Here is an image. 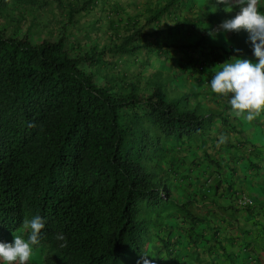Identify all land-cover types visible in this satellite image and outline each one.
Segmentation results:
<instances>
[{
	"label": "trees",
	"instance_id": "16d2710c",
	"mask_svg": "<svg viewBox=\"0 0 264 264\" xmlns=\"http://www.w3.org/2000/svg\"><path fill=\"white\" fill-rule=\"evenodd\" d=\"M183 4L170 0L155 13ZM160 30L137 27L118 42L99 44L73 31L38 39L29 29L0 28V242L14 241L13 233L27 238L31 230L23 228V220L39 215L45 227L34 251L43 254V264H124L145 221L137 216L139 204L171 200L170 187L157 181L159 174L180 175L175 190L190 196L191 170L202 163L189 150L215 144L221 124L234 128L227 121L230 106L203 110L199 100H189L198 92L172 96L159 81L140 88L116 71L126 55L160 54L171 66L191 71L200 58L217 65L233 50L206 35L170 45L161 40ZM205 183L195 194L216 196L217 188ZM191 197L176 203L194 201ZM187 214L189 222L197 217L188 209ZM166 218L171 232L165 238L156 235L167 241L173 264L180 260L175 251L184 247L207 248L212 258L208 236L190 229L179 234L184 241L173 239L187 222L170 210ZM59 234L65 241L56 239ZM189 257L203 264L207 256L191 251ZM251 258L242 264H260L258 255Z\"/></svg>",
	"mask_w": 264,
	"mask_h": 264
},
{
	"label": "rangeland",
	"instance_id": "374dc122",
	"mask_svg": "<svg viewBox=\"0 0 264 264\" xmlns=\"http://www.w3.org/2000/svg\"><path fill=\"white\" fill-rule=\"evenodd\" d=\"M87 1L89 2L86 3V0H3L0 1L2 7L0 8V28H4L8 32L29 29L34 37L38 39L46 36L57 37L61 33L73 31L76 34L84 33V35H88V39L99 44L118 42L125 34L137 27L147 31L161 29V40L170 45L192 42L198 36L206 35L209 37L208 39H212L220 47L233 50L227 56L228 62H232L235 59L234 55L236 53L242 55L244 51H246L244 53L247 56L251 55L250 58L253 62L257 60L253 58L254 52L250 53L247 51L251 50V47L242 48L238 44V41L241 42V45L244 44L243 42L248 41L252 45L249 36H247L246 40V30L244 32L242 29L239 31H225L220 27L222 22L236 16L240 5H236L231 11H226L227 5L219 3L218 0H184L186 4H183L178 9L171 6L169 13L161 11L156 14L155 11L170 0ZM86 4L88 5L85 6ZM168 27H171V29H168ZM136 58L129 55L124 56L116 73L119 75L123 72L121 75H127L131 81L135 82L136 80L139 87L145 89L153 81L165 82L163 87L168 89L172 96L182 95L185 92H198V96L195 98L189 96V100H191L192 104L199 100V106L203 110L204 108L214 107V105H218L221 102L220 96L215 95L211 91L210 81L215 70L221 67L220 63L225 62L226 57H223V61L217 65L210 64L200 58L197 70L191 71L188 67L171 66L160 54L150 53L148 56L139 55ZM263 116L264 113L259 118H263ZM261 148L262 150L259 151ZM179 152L182 154V150ZM247 155L263 158L264 145L260 147L257 145L254 150L252 148L249 149ZM247 155L245 156L248 158ZM190 156L188 155L191 161L193 156ZM201 158L204 159L205 157L201 156ZM207 163L210 162L206 161L204 165ZM209 170V167H199L197 169L193 167L190 174L192 178L188 179V181L190 180V183L198 186L206 174L209 173ZM177 172L180 174L179 170H176ZM160 174L157 181L167 183L170 187L172 191L171 200H166L163 205L160 204L159 206H153V203H148L146 200L139 204L137 216L145 221L141 223V230H138L140 236L135 243L138 247L129 245L128 250L125 252L124 264H137L144 254H147L146 258L153 260L155 264H173L170 260V257L173 256L166 254L167 241L159 240L157 236L160 235L165 238L167 233L171 232V225L169 224H172V221L167 220L166 213L170 210L171 214H178L179 218L186 220L188 226L191 220L188 217L187 209L198 213L200 207L198 208L194 204L198 200H204V197L200 196V194L191 193L190 196L196 197V201H193L194 203L191 202L189 204L187 202L181 206L177 205L178 203L176 202L181 203L184 199L192 198L188 196L181 197L177 193L178 190H175V181L182 182L180 180L181 176L172 177L173 174ZM197 174L199 175L196 176ZM262 193L264 194V192ZM208 195L216 197L213 193ZM248 205L259 212V219L249 216L247 221L249 227L253 229L252 233L261 236L256 240L255 251L257 253L261 251L260 264H264V203L258 204L252 199ZM253 220L257 223H254ZM166 221H168L167 225ZM145 222L147 223L144 224ZM180 225H182V222ZM183 226H185L184 223ZM187 239L188 237H186ZM29 264H43V254L34 251Z\"/></svg>",
	"mask_w": 264,
	"mask_h": 264
},
{
	"label": "crops",
	"instance_id": "0c3cea01",
	"mask_svg": "<svg viewBox=\"0 0 264 264\" xmlns=\"http://www.w3.org/2000/svg\"><path fill=\"white\" fill-rule=\"evenodd\" d=\"M260 9L264 11V0H261ZM242 30L244 32L245 29ZM249 35V32L246 30V40ZM243 43L241 45V42L238 41V44L242 48H253L248 41ZM244 52L242 55L236 53L234 55L235 59L236 57L248 59L250 55L247 56ZM253 58L258 60L256 57ZM227 60L228 58L226 57L225 61ZM257 60H254V62H258ZM220 101L218 105L205 109L215 112L230 106L227 103V99L222 96H220ZM226 114L227 121L231 125H234V128L221 124L217 138L219 140L221 135H225L227 143L217 146L218 140L215 144L206 142L207 145L203 146L202 150L204 149V151L208 152L209 156L207 157L198 148L193 147L190 149V152L199 158V162L202 163L201 168H210L209 173L206 174L203 180H207V183H205L206 187L212 184L210 187L217 188V195L216 197H210L204 194L202 196L204 200H198L194 204L198 208L200 207L196 214L197 217L187 227L182 226L180 229L175 230L176 232L174 231L175 233L172 235L173 239L177 238L184 241L183 237L179 236V234L187 233L190 229L194 231L201 230L210 239L208 244L212 246V258L208 256L209 252L207 248H201L196 251L195 247H190L186 251V247H184L183 251L177 249L174 253L175 256L176 252L179 255L177 258L180 260H176L177 264H183V262L185 264H199L198 260L189 257L191 251L194 256L198 253L201 256H207L203 264H210L212 260L215 264H242L243 260H251L252 262L254 259L251 257L258 255V259L260 260V256H262L261 251H258V253L255 251L256 240L261 236L252 233L253 229L249 227L247 221L249 216L259 219V212L252 209L249 205H244V208L243 205L238 203V198L246 196L258 204L264 203V194L262 193L264 192V156L263 158H258L257 156L247 155L249 149L252 148L254 150L255 146L258 145L260 147L264 145V116L263 118L257 117V120L254 119L249 122L244 116L237 117L231 110L227 109ZM244 115L247 114L245 113ZM214 136L212 135V137ZM228 143H231V145L228 146ZM183 153L185 152L183 151ZM201 156L205 157L204 162ZM208 157H212V160H208ZM206 161L210 163L204 165ZM211 166L213 167L211 168ZM201 187L203 188L204 186L201 185ZM196 188V185L188 183L190 195L191 193H196L194 190ZM178 191L180 192L181 190L178 189ZM194 201H196V197ZM191 202L193 201H190L189 204ZM191 225L192 227H189ZM213 255L216 257H213ZM246 255H248V258L242 260V257Z\"/></svg>",
	"mask_w": 264,
	"mask_h": 264
},
{
	"label": "clouds",
	"instance_id": "9594fccd",
	"mask_svg": "<svg viewBox=\"0 0 264 264\" xmlns=\"http://www.w3.org/2000/svg\"><path fill=\"white\" fill-rule=\"evenodd\" d=\"M227 5L226 11H231L235 5H240V11L234 18L228 19L220 25L225 31L249 32L254 55L258 62L251 59L236 57L232 62L225 61L215 70L210 81L211 91L227 99L231 111L237 116L251 122L264 113V11H261V0H218ZM239 51V49H237ZM247 115H244V114ZM227 143V137L221 135L218 145ZM248 205V204H247ZM244 206V205H243ZM23 228L30 229V235H14V242H0V262L2 264H29L34 255V246L40 244V233L45 227L43 218L39 215L30 220H23ZM56 239L65 241L63 234ZM61 247H66L62 243ZM144 254L137 264H155Z\"/></svg>",
	"mask_w": 264,
	"mask_h": 264
},
{
	"label": "built area",
	"instance_id": "2783aa9c",
	"mask_svg": "<svg viewBox=\"0 0 264 264\" xmlns=\"http://www.w3.org/2000/svg\"><path fill=\"white\" fill-rule=\"evenodd\" d=\"M238 203L241 205H247L251 203V199L247 198L246 196H242L238 198Z\"/></svg>",
	"mask_w": 264,
	"mask_h": 264
}]
</instances>
